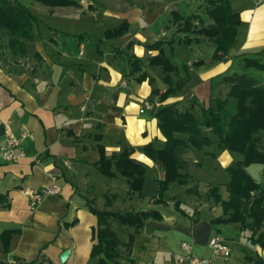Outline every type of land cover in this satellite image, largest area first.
<instances>
[{
  "label": "crops",
  "instance_id": "crops-1",
  "mask_svg": "<svg viewBox=\"0 0 264 264\" xmlns=\"http://www.w3.org/2000/svg\"><path fill=\"white\" fill-rule=\"evenodd\" d=\"M79 2V8L41 9V24L46 16L61 22L52 26L45 23L48 29L43 28L26 42L24 58L13 57L7 50L0 52V146L7 123L15 135L25 133L17 150L18 159L0 162V193L8 200L6 208L0 207V233L11 231L8 251L0 248V261L14 264L19 259L30 263L44 255L53 264H97V257L91 256L97 216L90 206L155 209L161 215L160 219L145 220L129 252L118 247L120 256L114 264H129V260L136 264H176L181 241L189 242L194 254L208 258V241L213 236L235 243L237 250L230 248L233 260L229 258L228 264H254L256 257L264 261V243L256 242L257 234L253 235L248 227L212 223L222 215V208L206 196L208 189L216 185L211 180L214 176L202 180L201 174L207 168L226 171L238 158L220 149L216 137L212 135L210 146L183 155L195 181L179 184L182 189L168 195L178 184L171 182L163 192V202L156 200L158 181L165 176L162 163L149 159L142 151L149 143L155 148L164 144L154 115L158 104L186 107L196 99L194 111L200 116L199 105H208L223 75L240 68L249 73L250 68L243 67L245 57H257L264 63V0H228L239 22L234 27L233 46L221 60L213 58L216 42L199 32L212 22L207 12L210 0ZM173 13L181 18L195 14L197 18L191 28L183 29V19L173 20ZM81 19L89 23L83 24ZM94 22L101 26H94ZM124 22L125 33L105 37L107 30ZM90 27L96 36L89 34ZM157 42L160 47H150ZM159 50L176 67L169 81L160 66L149 62ZM254 69L261 71L254 78L264 82V69ZM183 77L186 79L181 89L159 102L160 95ZM146 101L154 103L155 108L141 113L139 109ZM124 150L146 164L141 196L127 195L122 175L108 177L98 169L101 152L111 156ZM262 167L257 171V181L264 178ZM224 179L217 183L218 192L227 199L229 175ZM52 183L59 192L31 207L29 192ZM194 184L195 188L187 191ZM105 195L112 196L110 205H106ZM229 224L235 226L236 237L219 236V227ZM114 228L120 240L126 242L128 231ZM260 231H264V225ZM66 250L69 254L61 262L60 256Z\"/></svg>",
  "mask_w": 264,
  "mask_h": 264
},
{
  "label": "trees",
  "instance_id": "trees-1",
  "mask_svg": "<svg viewBox=\"0 0 264 264\" xmlns=\"http://www.w3.org/2000/svg\"><path fill=\"white\" fill-rule=\"evenodd\" d=\"M47 7L81 6L78 0H36ZM208 15L212 22L202 26V32L214 42L216 47L213 58L223 59L233 46L235 39V25L239 22L237 13L230 9L228 0H210ZM195 14L181 18L173 13V20L183 19V29L191 28ZM37 17L24 4L17 0H0V52L7 50L9 55L16 58L26 56V42L35 36L34 25ZM127 30L126 23L107 30L106 38L117 37ZM6 38L3 44V39ZM160 42L150 47H160ZM151 65L160 66L166 73L165 80L169 81L170 72L176 73L173 66L162 50L150 59ZM199 64V62H196ZM244 69H264V63L257 57H245ZM187 75V73H186ZM186 77V76H185ZM183 77L177 80L174 87H169L159 97V102L170 93L181 89ZM217 84L219 89L213 95L207 106L200 104V116L194 111L196 99H192L189 106L177 107L175 103L158 104L154 115L157 118L159 129L164 136L161 148H155L151 143L142 148L143 153L151 160L162 163L164 179L158 181L157 202H163V192L171 182L187 185L195 181V174L187 168L183 155L191 150H201L204 146L216 143L222 150L233 153L238 158L227 167L229 181L225 187L228 198L222 199L218 190L219 185H212L206 192L222 208V215L212 219L213 224L238 223L241 227H248L252 234H257L256 242L264 243V178L257 181L248 171L251 164L264 166V82L248 75L246 71L232 72L223 75ZM155 108V106H154ZM153 108V109H154ZM130 151L124 150L118 154L106 156L100 153L97 166L99 171L108 177L120 174L126 178L127 195L141 196V187L145 178L146 164L131 157ZM198 166V165H197ZM115 168L113 170L112 168ZM264 176V167H262ZM195 184L187 189L191 191ZM112 196L105 195L106 205ZM178 202L176 201L175 204ZM8 206L7 197L0 193V207ZM89 209L97 216L95 231L96 242L93 244L91 256L97 257V264H114L120 256L118 247L127 252L131 250L135 234L143 228L145 220L153 217L160 219L158 210H111L90 206ZM114 225L128 231L126 242L120 240ZM11 236L10 230L0 233V248L8 251ZM0 264H7L1 262ZM14 264H53L47 257L40 255L35 261L25 263L17 260ZM129 264H136L129 260ZM254 264H264L261 258L256 257Z\"/></svg>",
  "mask_w": 264,
  "mask_h": 264
},
{
  "label": "built area",
  "instance_id": "built-area-1",
  "mask_svg": "<svg viewBox=\"0 0 264 264\" xmlns=\"http://www.w3.org/2000/svg\"><path fill=\"white\" fill-rule=\"evenodd\" d=\"M154 108V103L144 102L139 109L142 113L145 110ZM25 137V133L15 135L9 123L4 128V143L0 146V162H14L20 154L17 152L20 147L21 140ZM59 192V187L52 183L50 186L43 187L38 191L29 192V204L35 208L46 196L56 195ZM208 245L211 249V255L208 258L200 257L194 254L191 250V245L187 241L180 242L181 253L175 256L176 264H227L231 249L229 244L213 236L209 239Z\"/></svg>",
  "mask_w": 264,
  "mask_h": 264
},
{
  "label": "rangeland",
  "instance_id": "rangeland-1",
  "mask_svg": "<svg viewBox=\"0 0 264 264\" xmlns=\"http://www.w3.org/2000/svg\"><path fill=\"white\" fill-rule=\"evenodd\" d=\"M18 2H20V3H22V4H24V5H26L31 11H32V13L34 14V15H36V17H37V22L35 23V25H34V30H35V33H38V31H43V28H45V23H50L51 24V26L53 25V24H57V25H59V23L61 22V19H59L58 18V20H53V16L51 17V16H46V19H45V23L44 24H41V9H43V7H45L44 5H42V4H40L39 2H37L36 0H17ZM79 1V0H78ZM188 12H191V11H188ZM94 19H96V17L94 18ZM54 22H56V23H54ZM81 22L84 24V23H86V22H88L89 23V21L88 20H86V19H81ZM97 23V22H96ZM94 26H96L95 25V22H94ZM101 25H98V26H96V27H100ZM83 28H85V27H83ZM83 28H81V29H78V30H82ZM92 28L93 27H90L89 29H87V31L89 32V34H91V36H96V33H95V31H92ZM45 29H48L47 27L45 28ZM85 30V29H84ZM46 32V31H45ZM79 32H81V31H79ZM3 44L5 43V41H6V38L5 39H3ZM241 70H242V68H240ZM236 70H239V68H237ZM238 71V72H242V71ZM257 73H261V71H258V70H255L254 68H250L249 69V73L247 72V74H249L250 76H252V77H256V76H259V75H257ZM261 167V165L260 164H251V165H249L248 167H247V171L255 178L256 176H257V174H258V169ZM261 169V168H260ZM203 171H205V172H203L201 175L203 176L202 177V180L205 178V179H207V178H209V177H211V176H214V178L213 179H211V180H214L213 182H214V184H217V183H219V182H223L225 179L224 178H228V174L226 173V171H224V170H221V169H218L216 172H215V170H211L210 168H207V169H205V170H203ZM208 180V179H207ZM177 189H182V186L181 185H179V184H174V186H172V189L170 190V192H168L167 194L169 195V194H171V192L173 193V192H177ZM221 193H222V195L223 196H226V190L225 189H222L221 190ZM180 197L182 198L183 197V195L181 194L180 195ZM220 228V231H218V235L219 236H221V237H225V236H229V237H236V234H237V231L235 230V226L234 225H232V224H229V225H222V226H220L219 227ZM225 235V236H224ZM120 237L121 238H123L124 236L123 235H120ZM228 244H229V246H230V248L232 249V250H234V249H236L235 248V243L234 242H228ZM237 250V249H236ZM233 254V253H232ZM229 258H231L230 260V262H232V256L231 257H229ZM228 264V263H227ZM231 264V263H230Z\"/></svg>",
  "mask_w": 264,
  "mask_h": 264
},
{
  "label": "water",
  "instance_id": "water-1",
  "mask_svg": "<svg viewBox=\"0 0 264 264\" xmlns=\"http://www.w3.org/2000/svg\"><path fill=\"white\" fill-rule=\"evenodd\" d=\"M68 254H69V251H68V250H66L65 252H63L62 255L60 256V261H61V262H64L65 259H66L67 256H68Z\"/></svg>",
  "mask_w": 264,
  "mask_h": 264
}]
</instances>
